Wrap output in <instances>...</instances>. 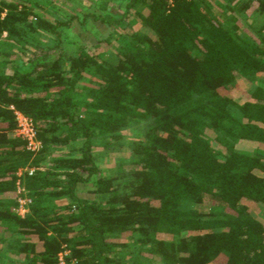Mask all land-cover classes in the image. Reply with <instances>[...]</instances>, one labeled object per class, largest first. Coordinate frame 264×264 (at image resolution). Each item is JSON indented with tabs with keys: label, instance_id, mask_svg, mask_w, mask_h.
<instances>
[{
	"label": "trees",
	"instance_id": "trees-1",
	"mask_svg": "<svg viewBox=\"0 0 264 264\" xmlns=\"http://www.w3.org/2000/svg\"><path fill=\"white\" fill-rule=\"evenodd\" d=\"M68 1L71 13L0 0V239L22 236L27 264H59L66 250V264H150L156 254L163 264H264V223L239 203L264 206V0ZM253 16L262 22L242 29ZM75 20L112 45L113 62ZM11 41L22 46L3 47ZM240 79L243 103L231 95ZM14 110L32 119L38 152L11 135ZM127 129L129 167L106 172L95 151L119 150ZM24 167L34 170L22 176L31 203L21 216ZM83 183L93 197L77 195Z\"/></svg>",
	"mask_w": 264,
	"mask_h": 264
},
{
	"label": "rangeland",
	"instance_id": "rangeland-1",
	"mask_svg": "<svg viewBox=\"0 0 264 264\" xmlns=\"http://www.w3.org/2000/svg\"><path fill=\"white\" fill-rule=\"evenodd\" d=\"M53 3H56L60 8L64 10H68L70 13L74 11L75 7L70 6V3L68 0H51ZM64 1V2H63ZM68 1V2H67ZM87 3H90L91 0H84ZM211 3L214 4L213 0ZM80 2V1H79ZM82 3V2H81ZM73 5H77V3H73ZM83 5V4H82ZM52 6V5H51ZM216 5H214L215 7ZM52 8V7H51ZM52 8L54 11H56L57 15L61 18H66L67 15L65 12H63L61 9ZM216 8V7H215ZM108 11L118 16L121 14V10H119L112 2L108 4L107 7ZM229 13V12H228ZM227 14V13H226ZM218 18L220 21L226 23L225 15L221 14V12L218 14ZM225 18V19H224ZM263 18L261 17H249L245 21L242 22V29H248L251 30L250 27L247 26V24L251 26L257 27L261 22ZM93 27L99 28L101 31H105V27L99 24L98 22L93 21L91 24ZM73 28L74 31L80 35V38L86 39L89 43H92L94 49L99 50H107V52L103 55V59L113 62L115 60L113 55V47L111 44L103 43V44H97L94 37H92L91 33L87 29H82L76 20L73 22ZM132 28L140 33L149 34L151 35V32L148 30L147 27H144L137 21H132ZM41 44L46 45L49 40H40L38 41ZM7 43V42H6ZM3 43V47L5 48H14L19 49L22 46V43H15L14 41H11L9 43ZM113 43V42H112ZM9 46V47H8ZM24 48L29 51V53H33V48L29 44H25ZM35 50V49H34ZM8 70V69H7ZM257 76L259 78L264 77V73H258ZM248 81L244 79H240L237 81L236 86L231 90V95L238 103H243L248 99ZM12 135V133H11ZM135 132H131V129H127L124 131V138L122 146L117 151H111L106 152L101 150L100 148H97L95 151V159L96 163L106 172L115 171L119 167H129L128 159L130 155V148H129V142L133 139H135ZM258 146L257 142L254 141H247V140H240L236 147L242 150L251 151L252 149L256 148ZM264 175V173H263ZM77 195L79 197L84 198H91L93 197V194L90 192V185L87 183L79 184ZM240 204L246 206L251 210L261 221L264 223V206L250 200L247 198H242L239 201ZM203 208V207H202ZM207 209V208H206ZM166 238H170V236H166ZM24 243V238L22 236L17 235H7L2 236L0 239V264H27L24 261L23 254L18 251L19 246L21 243ZM20 243V244H19ZM66 251H62L59 253V264H66L65 263V255L67 254ZM70 264H74V261H71ZM150 264H163V262L160 259V256L158 254L154 255L151 260Z\"/></svg>",
	"mask_w": 264,
	"mask_h": 264
},
{
	"label": "built area",
	"instance_id": "built-area-1",
	"mask_svg": "<svg viewBox=\"0 0 264 264\" xmlns=\"http://www.w3.org/2000/svg\"><path fill=\"white\" fill-rule=\"evenodd\" d=\"M14 113H15L16 127L14 128L12 135L25 140L26 149H28L29 151L33 153L38 152L42 147V143L37 137L36 128L34 126L32 119L18 110H14ZM33 170L34 169L32 167H24V168H19L16 173L17 179H16L15 194H16L17 204L14 210L17 214L21 216H24L28 212L29 205L31 203L30 197L27 196V191L22 181V176L24 172L31 174Z\"/></svg>",
	"mask_w": 264,
	"mask_h": 264
}]
</instances>
